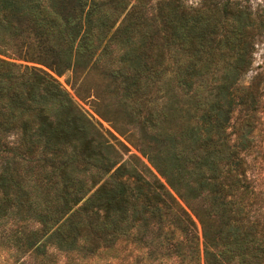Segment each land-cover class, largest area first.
Returning a JSON list of instances; mask_svg holds the SVG:
<instances>
[{"label": "trees", "instance_id": "trees-1", "mask_svg": "<svg viewBox=\"0 0 264 264\" xmlns=\"http://www.w3.org/2000/svg\"><path fill=\"white\" fill-rule=\"evenodd\" d=\"M263 33L237 0H0V247L264 264V89L240 83Z\"/></svg>", "mask_w": 264, "mask_h": 264}, {"label": "rangeland", "instance_id": "rangeland-1", "mask_svg": "<svg viewBox=\"0 0 264 264\" xmlns=\"http://www.w3.org/2000/svg\"><path fill=\"white\" fill-rule=\"evenodd\" d=\"M186 1L187 3L193 5L200 2V0H186ZM237 1H239L242 5H248L255 14V16L260 14L261 17L264 18V0H237ZM254 46L255 49L253 52V61L251 67L248 70V72L242 77L240 83L244 85H248L249 83H251L253 79L259 78L261 82L260 85L264 89V33L258 36ZM70 76H71L70 73H67L62 76H56V78L61 83V85L69 92V94L73 97V99L79 104V106L82 109H84V111H86L94 119L98 120L99 126L103 132L109 135L112 139H114L115 137L116 139L122 140L130 149L129 153H134L140 157L141 155L137 152V150L133 148L128 142L125 141L124 137H122L114 129L111 123L105 121L104 119L96 115L93 109L94 107L92 106L93 100L91 99V97L80 99L75 95L74 87L72 88L70 83L66 82L67 78ZM92 77L96 78V76L94 75H92ZM263 101H264V95H263ZM262 113H263L262 117L264 119V107ZM116 139H114V141ZM16 252L17 251L15 249L11 250L10 252L0 247V264H17V262L15 263ZM93 262L96 264H106V262H110L111 264H117L115 259H112L111 257H107V256L104 257V255L94 258Z\"/></svg>", "mask_w": 264, "mask_h": 264}]
</instances>
